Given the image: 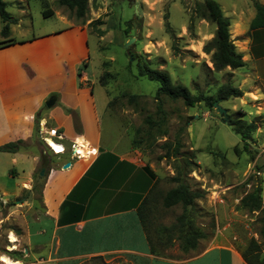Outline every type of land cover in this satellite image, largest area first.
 <instances>
[{"label":"rangeland","instance_id":"rangeland-1","mask_svg":"<svg viewBox=\"0 0 264 264\" xmlns=\"http://www.w3.org/2000/svg\"><path fill=\"white\" fill-rule=\"evenodd\" d=\"M4 1L6 10L14 16L19 15V8L27 9L29 16L23 18L33 21L36 33L43 28H61L72 39L83 42L81 28L63 25L53 14L45 16V8H60L79 25L93 19L88 24L87 58L76 65V76L80 78L84 71L90 79L83 87L87 92L82 91L80 99L90 107L95 103L103 149L128 151L135 139L138 155L153 168L157 181L145 215L148 233L158 252H177L175 255L182 256L186 231L197 234L198 250L213 237L216 242L239 245L254 237L264 251L260 213L241 205L242 197L258 188L264 205V116L247 118L246 112L233 102L236 97L220 101L229 119L256 121L258 128L245 146L240 134L222 121L214 106L201 101L190 107L181 99L172 100L165 95L158 100L160 83L138 73L137 62L146 61L153 68L166 70L174 82L184 84L196 95L217 96L222 84L231 83L229 70L215 71L212 52L204 51L216 31V24L203 17L205 0H135L136 8L128 0H93L84 21L58 0ZM217 1L228 10L229 0ZM3 26L0 18V30ZM99 31H104V36ZM131 38L133 42L126 49ZM62 99L52 109L44 105L43 113H52L55 121L73 115L76 107H64L63 103L72 102L75 97ZM160 103L164 112L159 110ZM76 109L83 112L80 107ZM75 124L76 121H69L68 130L72 131ZM36 145V140H29L22 146L32 152ZM176 146L179 150L175 152ZM42 154L48 167L54 166L57 155L48 150ZM47 170L41 173L39 165L34 181L25 182L17 198L0 196V264H7L1 260L2 255L23 260L21 264L33 260L27 257L32 233L29 223L43 212L41 188ZM175 177L202 194L187 208L181 203L171 207L163 203L166 192L178 184ZM11 233L17 237L14 243ZM40 256L43 255L37 258ZM84 264L127 263L123 258L93 257Z\"/></svg>","mask_w":264,"mask_h":264},{"label":"crops","instance_id":"crops-1","mask_svg":"<svg viewBox=\"0 0 264 264\" xmlns=\"http://www.w3.org/2000/svg\"><path fill=\"white\" fill-rule=\"evenodd\" d=\"M256 2L264 5V0H229L228 10L221 5L231 19V38L246 62L240 69L227 70L231 83L243 90L233 102L247 118L264 116V25L251 28ZM51 11L63 25L81 28L83 42L61 28L36 33L33 21L23 18L29 16L28 10L19 8V15H12L17 22L10 25L14 41L0 48V146L19 144L14 151L0 150V196L17 198L24 183L34 181L39 165L43 173L48 169L41 188L43 212L29 223L27 257L33 260L27 264H84L93 257L123 258L127 264H248L243 257L247 242H216L213 237L200 250L197 243L182 256L155 249L139 213L157 181L153 168L133 145L124 152L103 149L95 103L90 107L80 99L90 79L84 71L78 78L76 65L87 58L88 24L93 19L79 25L60 8H45L43 13ZM64 96L75 97L64 107H80L83 112L75 108L63 121L43 113L44 105L52 109ZM52 98L53 104L47 105ZM74 119L75 127L69 131L67 123ZM45 125L62 133L69 149L57 154L49 148L41 133ZM81 137L95 151L73 158L70 146ZM29 140L38 143L35 151L22 146ZM45 150L57 155L52 167L43 161ZM67 162L71 164L65 168Z\"/></svg>","mask_w":264,"mask_h":264},{"label":"trees","instance_id":"trees-1","mask_svg":"<svg viewBox=\"0 0 264 264\" xmlns=\"http://www.w3.org/2000/svg\"><path fill=\"white\" fill-rule=\"evenodd\" d=\"M59 4L66 6L74 16L78 19H84L87 17L89 7V0H58ZM205 15L204 18L213 21L216 24V31L213 39L209 41L205 47L204 51L206 53L212 52V63L215 71H222L228 67L231 70H236L244 67L246 62L243 59V54L238 51L234 40L231 38V19L226 16L223 12L221 5L217 0H205ZM7 3L4 0H0V18L4 26L0 30V48L10 44L14 40L10 37V25L16 23L17 19L12 16L7 10ZM255 7L257 9L256 17L251 23V28L256 26L264 25V5L256 2ZM44 12L45 16L51 15ZM93 21L90 22V24ZM104 31H99L100 36H102ZM138 73L141 76H147L151 80H157L160 85L156 91V99L160 100L162 95L169 97L172 100L181 99L186 106L193 107L196 103L204 101L207 106L213 107L215 101H224L232 97H242L243 90L237 86H234L230 82L222 84L218 90L217 96L204 95V94H193L191 90L180 82H174L171 75L166 70H161L158 68H153L146 61L137 62ZM134 98V95L132 96ZM160 111L164 112L162 104L160 103ZM244 115V114H243ZM150 122L152 120H149ZM229 125H231L234 131L240 134L242 141L245 142V146L248 144L252 133L258 128L256 121H248L246 119L237 118L229 119ZM169 148L170 145L165 143ZM18 142H11L0 146L2 151H14L17 148ZM137 142L133 140V146L135 147ZM178 146L175 147V152L178 151ZM170 152V150H169ZM168 152V153H169ZM167 153V156H168ZM175 181L178 182L176 187L171 188L166 192L163 197V203L166 207H171L173 205L181 203L184 208L192 205L195 199L199 198L202 194L200 191L193 190L188 184L182 182L180 178L175 177ZM156 182L151 190L153 192ZM151 193L143 200L139 207V213L141 220L147 229V218L145 215V209L147 208V203ZM241 205L251 212L259 211L260 221L262 222V228L260 230L261 236L264 238V205L261 196V189H253L251 192L247 193L241 199ZM182 215L181 218H184ZM148 231V229H147ZM183 250L188 252L190 249L196 247L197 234L192 231H186L183 233ZM243 257L248 264H264V251L262 249L261 243H259L254 237H252L246 248L243 251Z\"/></svg>","mask_w":264,"mask_h":264},{"label":"built area","instance_id":"built-area-1","mask_svg":"<svg viewBox=\"0 0 264 264\" xmlns=\"http://www.w3.org/2000/svg\"><path fill=\"white\" fill-rule=\"evenodd\" d=\"M41 133L43 134V140L48 144V146L57 154L59 153H63L66 151V147L63 143L64 140V136L62 133H60L57 129L55 128H47L46 125L43 127ZM50 139H52L58 146L61 147V151H58L57 149L54 148L53 145H51V143L48 141ZM79 146V142L78 140H75L74 142H72L71 146H70V150L72 153L73 158H80L83 157L80 153V151L77 149V147ZM90 151L93 152L95 151L94 148L89 147Z\"/></svg>","mask_w":264,"mask_h":264},{"label":"bare ground","instance_id":"bare-ground-1","mask_svg":"<svg viewBox=\"0 0 264 264\" xmlns=\"http://www.w3.org/2000/svg\"><path fill=\"white\" fill-rule=\"evenodd\" d=\"M48 141L51 143V145L54 146L55 149H57L58 151H61V147L58 146L52 139L49 138ZM78 142H79V146L77 147V149L80 151V153L83 157L86 158V157H89L90 155H92V151H90L88 143L85 142L82 137L78 138ZM10 240H11V242L14 243L17 241V237L13 233H11ZM1 260L7 264H21L20 261H15V260L11 259L10 257H8L7 255H2Z\"/></svg>","mask_w":264,"mask_h":264},{"label":"water","instance_id":"water-1","mask_svg":"<svg viewBox=\"0 0 264 264\" xmlns=\"http://www.w3.org/2000/svg\"><path fill=\"white\" fill-rule=\"evenodd\" d=\"M129 1V4L130 5H134V7L136 8L138 6V4L136 3L135 0H128ZM133 42V38L129 39L127 42H126V45H125V48L128 49L129 46L131 45V43ZM54 102V99H50L48 102H47V105L51 106ZM214 107L216 108V110L220 113V115L222 116V121L224 123H229V116H228V111L225 107H223L221 104H220V101H215L214 103ZM70 162H67L64 167H68L70 166ZM44 169V167L42 168V170ZM41 173H43V171H41Z\"/></svg>","mask_w":264,"mask_h":264}]
</instances>
